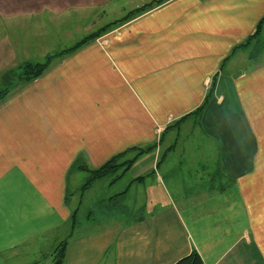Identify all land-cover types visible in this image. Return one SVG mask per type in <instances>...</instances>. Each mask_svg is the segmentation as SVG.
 Returning a JSON list of instances; mask_svg holds the SVG:
<instances>
[{"label": "crops", "instance_id": "crops-1", "mask_svg": "<svg viewBox=\"0 0 264 264\" xmlns=\"http://www.w3.org/2000/svg\"><path fill=\"white\" fill-rule=\"evenodd\" d=\"M113 1L0 0V264H52L65 239L64 264H175L194 250L204 264H264V45L240 47L264 0H164L13 85L40 62L29 50L67 49L45 51L81 30L68 18ZM153 144L82 191L78 165ZM107 177L117 188L94 217L83 202Z\"/></svg>", "mask_w": 264, "mask_h": 264}, {"label": "trees", "instance_id": "trees-1", "mask_svg": "<svg viewBox=\"0 0 264 264\" xmlns=\"http://www.w3.org/2000/svg\"><path fill=\"white\" fill-rule=\"evenodd\" d=\"M163 2H164V0H157L155 2H152L150 4L142 6L141 8L135 10L134 12H131V14L127 15L126 17L122 18L121 20L117 21L115 24H119V23L127 21V20H129L135 16L141 15L144 12L152 9L153 7L159 5ZM263 24H264V18L261 20V22L258 25L254 34L243 45H240V47H245L246 45L249 44V41L256 38L259 35V33L261 32V28H262ZM111 25H113V24H111ZM104 31H106V28H104L100 31H97L93 34L88 35L84 39L77 42L74 46L63 50L58 54L47 57V59L44 62H38V63L27 62V63H24L23 65H21L17 69V71L19 72V74L16 75V77L18 79V81H17L18 84L21 83V84L25 85V84H28V83L32 82L33 80L37 79L38 77L43 75L49 69V67L52 65V62L57 57H62L66 54L74 52V51L80 49L81 47H83L84 45L95 41L98 37L101 36V34ZM214 86H215V79L213 81L212 86L210 87L209 92L206 95V98H205L203 104L198 108V110H196L192 114H198L201 111H203L205 105L209 102L211 96L213 95ZM9 91H10V88L0 90V102L6 97V95L8 94ZM188 116H186V117H188ZM186 117H184V118H186ZM184 118H182L178 122H176L175 126H177ZM155 148H156L155 144L147 146L145 148H132V149L128 150L127 152H129V151L135 152L136 155L134 156V158L127 160V161H122L121 159H123V157L127 153V152H124V154L116 156L115 158H113L109 162H107L104 166H102L101 168H98V169H90L85 164L78 165L77 166L78 169L87 171L89 174L87 181L84 183V185L82 187V191H86L87 189H89V187L96 180H98L100 178H103V177L111 175V174H115L119 170H122V173L126 172L127 170H129V168L136 162V160L141 155H143L144 153H148V152L154 150ZM120 177H121L120 174H118L117 176L114 177L113 181L118 180ZM75 215L76 214H74L73 219H72L73 224L75 223ZM67 245H68V239L61 241L57 245L56 249L54 250L53 256H52V258H53L52 264H64V260L66 257ZM175 264H204V262H203L201 256L198 254V252L196 250H194L188 256L183 257L182 259L177 261Z\"/></svg>", "mask_w": 264, "mask_h": 264}, {"label": "rangeland", "instance_id": "rangeland-1", "mask_svg": "<svg viewBox=\"0 0 264 264\" xmlns=\"http://www.w3.org/2000/svg\"><path fill=\"white\" fill-rule=\"evenodd\" d=\"M146 1V0H145ZM157 0H152V1H147V2H140L137 0H117V1H113L111 4H107L106 6H102V7H95L93 10H88L87 13H79L77 16H73L68 18V25H66L65 28H67V26L69 25H73L75 24V22H78L80 25L81 30L77 31L75 29V31L70 32L71 34L66 35L67 32H62L63 36L61 37L62 39L59 40H55L54 38H50L48 40V43H46L47 45V49L45 51H47V53L52 52L53 50H58V49H64V48H69L71 46H73L77 41H80L82 39H84L85 37H87L90 34H93L97 31H100L104 28H106V31H104L100 37H102L103 35L109 33L111 30L117 28L118 26L129 22L130 20H132L133 18L137 17H133L127 21L121 22L119 24H115L117 21L121 20L122 18L126 17L127 15L131 14V12H134L135 10L141 8L142 6H145L147 4H150L152 2H155ZM139 16V15H138ZM66 19H63V21H65ZM62 22V20H61ZM113 24V25H111ZM57 34L61 33L59 31H56ZM98 37V38H100ZM27 39H29L28 43L31 41L33 42V37H32V33L26 34ZM97 38V39H98ZM258 37H256L255 39H257ZM260 38V37H259ZM96 39V40H97ZM255 39H252L251 41H249V44L246 45L245 47H249L250 45L253 46V51L255 53H257V51H260L263 48L264 45V38L260 39L262 41H260L259 43H257L255 41ZM53 40V41H51ZM257 43V45H255ZM33 47V46H31ZM30 47V48H31ZM26 49V46H25ZM30 52H32V61H40V62H44V56L42 55H36V52L29 50ZM60 52H57L55 54H58ZM52 54V55H55ZM49 55V56H52ZM48 56V57H49ZM54 62V61H53ZM52 62V64H53ZM27 63V62H25ZM32 63H38V62H32ZM23 65V64H22ZM16 74H19V72L16 69ZM16 77V76H15ZM18 80H15V84L13 85H17L18 87L24 84H18L17 82ZM7 96V95H6ZM186 118H184L178 125H180L183 121H185ZM179 121V120H178ZM177 121V122H178ZM111 177H107L105 179H102L96 187H94V189L87 195V197L85 198L84 202H83V210H92L94 213V217H98L100 214V210L99 208H102V210L106 209V203H99V201H101L102 199H104L105 197H108L109 195H111L112 193H114V191L116 190L117 187H113L111 189H109L107 182L110 180ZM222 185H227L226 179L222 180Z\"/></svg>", "mask_w": 264, "mask_h": 264}]
</instances>
